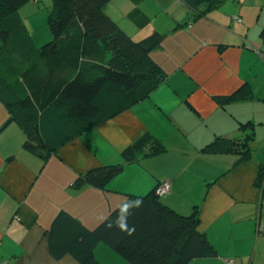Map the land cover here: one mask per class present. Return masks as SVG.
Returning <instances> with one entry per match:
<instances>
[{"label": "crops", "instance_id": "obj_1", "mask_svg": "<svg viewBox=\"0 0 264 264\" xmlns=\"http://www.w3.org/2000/svg\"><path fill=\"white\" fill-rule=\"evenodd\" d=\"M40 1L18 9L36 49L51 38L42 33L47 16ZM105 11L134 40L163 36L151 56L166 78L147 98L68 141H62L70 132L61 109L37 111L38 135L57 146L46 158L23 145L26 133L9 122L0 99V260L78 264L71 255L49 253L47 230L59 211L94 228L126 193L144 194L168 180L161 201L183 215L196 206L198 228L215 250L188 264H264V185L255 183L264 163L252 157L250 145L257 129L264 130V0H222L195 17L183 0H111ZM254 26L259 38L252 44ZM235 92L243 97L227 101ZM145 133L165 150L126 164L107 190L73 186L88 169L121 162V151ZM215 136L246 138L251 156L201 151ZM93 252L101 264H131L104 243Z\"/></svg>", "mask_w": 264, "mask_h": 264}, {"label": "trees", "instance_id": "obj_2", "mask_svg": "<svg viewBox=\"0 0 264 264\" xmlns=\"http://www.w3.org/2000/svg\"><path fill=\"white\" fill-rule=\"evenodd\" d=\"M31 0H0V99L9 122L24 129L23 145L46 156L49 146L38 135L37 111L61 109L69 134L62 141L112 118L149 96L166 78L151 56L163 36L154 32L134 40L105 11L111 0H51L47 26L51 40L36 49L18 15ZM196 15L222 0H183ZM242 98L232 94L227 101ZM250 123L241 124L244 129ZM162 142L145 133L121 151V162L105 164L79 174L73 186L88 184L107 190L110 180L128 163L162 153ZM203 152L237 153L239 160L251 156L246 138L215 136ZM260 166L255 183L262 181ZM162 182V181H161ZM157 183L144 194L126 193L122 202L94 228H87L66 211H59L49 229L48 250L58 259L71 255L78 264H101L94 255L104 243L131 264H188L195 258L214 256L215 250L198 228L196 206L188 215L165 205Z\"/></svg>", "mask_w": 264, "mask_h": 264}, {"label": "rangeland", "instance_id": "obj_3", "mask_svg": "<svg viewBox=\"0 0 264 264\" xmlns=\"http://www.w3.org/2000/svg\"><path fill=\"white\" fill-rule=\"evenodd\" d=\"M31 1L35 2L34 0H31ZM254 1L255 0H246V2H248V3H254ZM244 7L248 8V10H253V7L251 5L250 6L244 5ZM29 8H31L30 5H29ZM39 8H40V12H44L46 14V16L48 17V11H47L48 8H47V6H46L47 9L45 8V1H42L41 0L39 2ZM45 10L47 11V13H46ZM232 19L235 20V21H238V22L240 21V17H238L237 15H233L232 16ZM255 28H257V30H258V26L251 27L250 30H249V33H250L249 34L250 35L249 36V39H250V41H251L252 44H254L256 41H258V38H259L258 35H256ZM44 30L45 31H43V29H42V33L43 32H46V33L49 34L50 37H52V34H51V32H50V30H49V28H48L47 25H46V29L44 28ZM50 40H51V38H50ZM50 40H48L47 42H49ZM40 41H42V40H40ZM42 44L43 43L41 42V44H39V45H42ZM252 50L255 51V48L252 49ZM263 137H264V130L263 129L262 130L261 129H257V134H256L254 140H252L251 143H250L251 148H252V157H254L257 160L258 163H259V160L264 163V140H263ZM262 173H263V175H262V181L259 182L260 183L259 184L260 187H262L264 185V170L262 171ZM168 186L170 187V183H168ZM257 228L258 229L259 228L260 229H263V225H259Z\"/></svg>", "mask_w": 264, "mask_h": 264}, {"label": "built area", "instance_id": "obj_4", "mask_svg": "<svg viewBox=\"0 0 264 264\" xmlns=\"http://www.w3.org/2000/svg\"><path fill=\"white\" fill-rule=\"evenodd\" d=\"M34 1H37V0H34ZM168 183H169L168 180H164L161 182V184L159 185V187L156 190L159 195H162L163 193H166L170 190ZM0 264H5V261L0 260ZM226 264H235V263H234L233 259H227Z\"/></svg>", "mask_w": 264, "mask_h": 264}, {"label": "clouds", "instance_id": "obj_5", "mask_svg": "<svg viewBox=\"0 0 264 264\" xmlns=\"http://www.w3.org/2000/svg\"><path fill=\"white\" fill-rule=\"evenodd\" d=\"M38 1V0H37ZM37 1H35V2H37Z\"/></svg>", "mask_w": 264, "mask_h": 264}]
</instances>
